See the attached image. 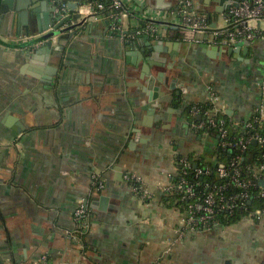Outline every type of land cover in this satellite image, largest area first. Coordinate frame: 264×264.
I'll return each mask as SVG.
<instances>
[{
    "label": "crops",
    "instance_id": "1",
    "mask_svg": "<svg viewBox=\"0 0 264 264\" xmlns=\"http://www.w3.org/2000/svg\"><path fill=\"white\" fill-rule=\"evenodd\" d=\"M181 1L124 0L120 23L101 10L51 47L43 23L55 0H28L22 18L15 8L0 14V264H264V217L191 231L156 189L171 182L178 157L218 158L217 137L194 129L191 106L215 95L225 119L242 121L262 99L264 38L231 52L233 44L192 41L169 14ZM191 1L210 29L226 24L233 5ZM87 3L57 0L72 15L64 25ZM153 15H164L158 37L125 35ZM158 40V61L147 65ZM79 203L91 211L81 241L70 236Z\"/></svg>",
    "mask_w": 264,
    "mask_h": 264
},
{
    "label": "built area",
    "instance_id": "2",
    "mask_svg": "<svg viewBox=\"0 0 264 264\" xmlns=\"http://www.w3.org/2000/svg\"><path fill=\"white\" fill-rule=\"evenodd\" d=\"M65 4L61 5L64 11ZM109 10V17L120 23L122 19L127 17L129 10L124 5V0H109L105 5L103 2L88 1L83 12V17L94 18L101 10ZM65 16L64 12H61ZM170 15L175 16L176 23L183 29H190L195 33L192 41L195 42H222L226 44H234L236 42L246 40L248 42L257 38H264V34L260 29V23L264 22V0H240L236 6L231 5L226 13V24L221 27L210 29L203 13L195 11L192 7L191 0H183L179 6L169 11ZM158 15L146 16L143 18V25L134 33H125L126 36L133 34L145 33L151 37L159 36V26L156 23L158 19H162ZM262 99L257 106L253 116L242 121H233L223 117V107L219 104L218 97L211 95L208 101L198 103L190 108L191 115H198L199 119L193 124L195 130L204 132H212L218 139V146H228L232 149L245 151L250 141H255L264 149V77L261 83ZM205 104V105H202ZM256 124L261 131H253ZM236 128H241L240 133L233 135L229 133ZM230 137V138H229ZM240 156L236 155L231 158L227 164L218 160L211 168V165L197 167L194 164V176L203 179L200 184L201 188H197L189 180L183 177L186 170L191 169V163L188 157H178L176 173L168 184H160L156 187L165 195L175 194L179 196V200H187L185 206H179L185 213V227L191 231L208 230L217 223L215 214L219 209L225 207L228 212H232L237 208L244 207V201L248 198L249 189L256 183H259L257 195L263 199L261 206L250 210L246 216H252L257 219L264 217V156L263 161L253 164L246 168V177H241L242 167L240 166ZM211 166V167H210ZM218 179V181L210 182V175ZM176 180V176H178ZM97 187L102 184L97 182L96 176L93 177ZM124 178L129 182L131 189L142 200L152 197V191L143 184L141 177L134 172H126ZM228 178L226 182L221 180ZM238 188L236 193H232L224 197L223 192L229 188ZM226 200V205L222 201ZM91 211L87 205L79 203L73 211L74 228L70 233L72 238L81 241L84 236L90 220Z\"/></svg>",
    "mask_w": 264,
    "mask_h": 264
},
{
    "label": "trees",
    "instance_id": "3",
    "mask_svg": "<svg viewBox=\"0 0 264 264\" xmlns=\"http://www.w3.org/2000/svg\"><path fill=\"white\" fill-rule=\"evenodd\" d=\"M87 1H91V2L100 1V2H103L105 5L109 3V0H87ZM202 105H205V104H202ZM253 125H254L253 131H256V130L261 131V129H259L255 123ZM240 131H241V128H236L235 130L231 131L229 135L232 137L233 135L240 133ZM236 155H239L240 158H242L240 159V166L242 167V172H243L241 174V177H246L245 171L247 167L249 166L251 167L253 164H258L261 161H263L264 149L260 147L258 143L256 142L253 143L252 141L248 143L245 151H240L239 149H232V148H229L228 146L223 147V146H220L219 144L218 151H217L218 158H216V161L213 164H211V166L216 164L218 160L227 164L229 160L235 157ZM189 161L191 163V169L186 170V172L183 174V177L189 180L190 182H192L195 185L196 190L200 192V190H198L197 188H201L202 185L200 184L204 180L199 177H195L192 169H194L195 163L197 167L206 166L208 164L206 162H203L201 159L193 160L189 158ZM211 168L213 169V166ZM178 177L179 175L176 176V180H178ZM209 177H210L209 178L210 182L218 181V179L214 176V174H211ZM227 180L229 179L224 178L221 181L226 182ZM259 186L261 185L259 183H256V186L253 185L249 189L248 198L244 201V207L237 208L236 210L232 212H228L227 209L223 207L222 209H219L216 212L215 221H217V223H219L220 225L231 224L241 219L250 210L254 209L255 207L261 206L263 204V199L257 195V192L260 188ZM237 191H238V188L232 187L224 191L223 195L224 197H226L227 195L236 193ZM167 198L168 200L175 202L178 206H182V207L188 203L187 200L180 201L179 196L175 194L167 195ZM222 204L225 206L227 204L226 200H223Z\"/></svg>",
    "mask_w": 264,
    "mask_h": 264
},
{
    "label": "water",
    "instance_id": "4",
    "mask_svg": "<svg viewBox=\"0 0 264 264\" xmlns=\"http://www.w3.org/2000/svg\"><path fill=\"white\" fill-rule=\"evenodd\" d=\"M13 1L14 0H0V2L3 3V5L5 4V6H1L0 14L3 13L7 9V7L11 9L15 8L16 10L20 11V17L22 18V16L25 15V9L23 8V6L26 4L28 0H16L15 5L12 4ZM238 1L240 0H235L234 2H232L231 0H227L228 5L226 7L230 6V4H233V6H236L238 4ZM161 6L162 7L164 6L163 3H161L160 0H156L155 7H161ZM167 6H170V3ZM58 7L59 6L57 4V0H55V3H53V5L50 7L51 10L47 14L44 15L43 27L48 28L49 26H51V30L45 33V37L48 40L46 41V44L49 45L50 47L52 44V38L54 37L57 38V44L62 46L69 38L72 37V35L74 34V28L77 25L83 23L86 19V17H82L76 23H72L70 25H64L67 21L71 20L72 15L68 14L66 16H62L60 10H56ZM70 7L72 9H76V5L74 3H70ZM41 31L42 29L41 27H39V30L37 32H41ZM247 42L248 41L246 40L236 42L233 44V46H230L229 51L231 52L235 49L237 50L239 47L245 46L244 44H246ZM160 44H161V41L158 40L156 41V45L152 46L153 50L151 51L150 55L145 58L147 65L152 64V62L150 61L151 59H153L155 62L158 61V57H156V52L158 51V49H160ZM252 142L255 143L254 140Z\"/></svg>",
    "mask_w": 264,
    "mask_h": 264
}]
</instances>
